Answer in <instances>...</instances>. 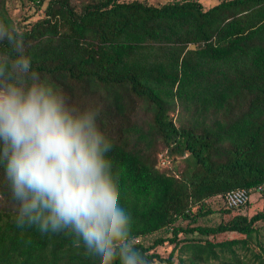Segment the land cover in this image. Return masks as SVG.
<instances>
[{"label":"trees","instance_id":"obj_1","mask_svg":"<svg viewBox=\"0 0 264 264\" xmlns=\"http://www.w3.org/2000/svg\"><path fill=\"white\" fill-rule=\"evenodd\" d=\"M36 5L42 17L25 24L0 0V22L23 35L38 72L101 106L107 171L146 264H174L156 251L165 243L178 264H264V211L233 215L264 198V0ZM235 190L249 198L233 208ZM15 211L0 181V264H84L69 233L18 228ZM226 233L242 238L216 242Z\"/></svg>","mask_w":264,"mask_h":264},{"label":"clouds","instance_id":"obj_2","mask_svg":"<svg viewBox=\"0 0 264 264\" xmlns=\"http://www.w3.org/2000/svg\"><path fill=\"white\" fill-rule=\"evenodd\" d=\"M0 43V181L15 225L69 233L84 264H146L107 171L101 106L38 72L11 23L0 22Z\"/></svg>","mask_w":264,"mask_h":264},{"label":"rangeland","instance_id":"obj_3","mask_svg":"<svg viewBox=\"0 0 264 264\" xmlns=\"http://www.w3.org/2000/svg\"><path fill=\"white\" fill-rule=\"evenodd\" d=\"M4 1L8 16L14 22H24L25 24H29L35 22L36 20L42 17V10L44 7L38 8L36 5V0H4ZM138 1L144 2L148 5L159 6L167 2H171L173 0H138ZM198 1H200L205 8H209L215 5L216 3H218L220 0H198ZM141 111L144 117L147 118L150 117V113L147 112L146 109ZM172 116L173 119L177 122V120L179 119V115L175 113ZM249 200H250L249 204H247L245 207L239 210H234L233 215L241 214L251 217L253 214H255L258 211H264V198H260L258 195H253ZM223 203L224 201L222 199L213 200L211 202V208L216 210L221 209L223 207ZM216 222L217 221L215 218H213L211 221L208 222L204 221V223L207 225ZM262 226H264V223L259 225V227ZM237 238H242V237L236 233H226L225 235L219 236L216 239V242L227 241ZM173 247H174L173 245L165 243V245L159 246L156 251L163 260L167 259L169 255L172 253L174 264H178L177 263L178 252L177 250L173 251ZM254 251L257 252L258 248L254 247Z\"/></svg>","mask_w":264,"mask_h":264},{"label":"built area","instance_id":"obj_4","mask_svg":"<svg viewBox=\"0 0 264 264\" xmlns=\"http://www.w3.org/2000/svg\"><path fill=\"white\" fill-rule=\"evenodd\" d=\"M248 198L249 197L244 190L243 191L235 190V191H231L226 194L225 202L229 207L236 208V207L246 204L248 201Z\"/></svg>","mask_w":264,"mask_h":264}]
</instances>
